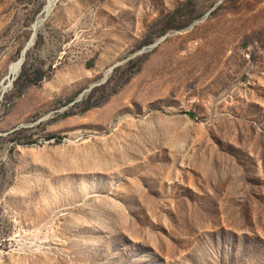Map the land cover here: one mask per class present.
Returning a JSON list of instances; mask_svg holds the SVG:
<instances>
[{"label":"rangeland","instance_id":"obj_1","mask_svg":"<svg viewBox=\"0 0 264 264\" xmlns=\"http://www.w3.org/2000/svg\"><path fill=\"white\" fill-rule=\"evenodd\" d=\"M47 7L0 0V264H264V0Z\"/></svg>","mask_w":264,"mask_h":264},{"label":"bare ground","instance_id":"obj_2","mask_svg":"<svg viewBox=\"0 0 264 264\" xmlns=\"http://www.w3.org/2000/svg\"><path fill=\"white\" fill-rule=\"evenodd\" d=\"M56 0H48V7H50L51 5L54 4ZM35 25V24H34ZM22 60H23V56L20 57L19 59H17V61H15L14 63L11 64L10 67V72L13 76H15L17 74V72L19 71V68L22 64ZM11 80V78L9 79V81Z\"/></svg>","mask_w":264,"mask_h":264},{"label":"water","instance_id":"obj_3","mask_svg":"<svg viewBox=\"0 0 264 264\" xmlns=\"http://www.w3.org/2000/svg\"><path fill=\"white\" fill-rule=\"evenodd\" d=\"M47 9L49 10V7H47ZM23 61V60H22Z\"/></svg>","mask_w":264,"mask_h":264}]
</instances>
